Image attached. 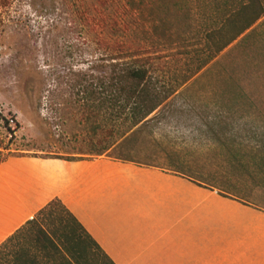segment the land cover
Returning a JSON list of instances; mask_svg holds the SVG:
<instances>
[{
    "label": "rangeland",
    "instance_id": "1",
    "mask_svg": "<svg viewBox=\"0 0 264 264\" xmlns=\"http://www.w3.org/2000/svg\"><path fill=\"white\" fill-rule=\"evenodd\" d=\"M119 5L24 0L9 7L0 32V137L20 150L5 161L98 158L93 154L106 127L95 128L103 121L94 113L97 100L89 91L96 90L112 63L129 59L113 45L117 38L110 29ZM181 30L177 25L159 33L167 47L152 60L153 74L172 84L191 74L190 58L198 47L179 42ZM241 118L254 128L242 125ZM2 119L8 120L9 132ZM263 144L264 22H256L181 86L154 122L101 156H122L176 177L180 192L194 189L196 220L206 213L214 241L234 234L240 209L264 213ZM163 188L162 197H148L144 188L135 197L128 193L124 204L140 211L150 204L170 205L174 198ZM185 200L179 197V204Z\"/></svg>",
    "mask_w": 264,
    "mask_h": 264
},
{
    "label": "trees",
    "instance_id": "2",
    "mask_svg": "<svg viewBox=\"0 0 264 264\" xmlns=\"http://www.w3.org/2000/svg\"><path fill=\"white\" fill-rule=\"evenodd\" d=\"M21 1L24 0H0V32L4 28L1 27L3 20L11 15L9 7ZM27 1L34 5L38 0ZM113 2L120 4L111 19L110 29L117 38L113 45L129 59L112 63L109 74L98 78L96 90L89 91L97 100L94 113L103 121L95 128L106 127L104 139H98L101 148L93 154L95 156L116 148L135 129L141 130L154 122L181 86L264 16V0ZM177 25L182 29L181 33L177 31L179 42H195L198 47L190 58L194 64L191 74L180 83L172 84L153 74L152 60L158 56L160 48L167 47L159 41V33L172 31ZM2 120L9 132L8 120ZM240 120L242 125L254 128L251 121ZM16 128L15 122L11 138ZM109 137L114 140L109 141ZM11 144L10 140L4 142L0 137V162L20 150H12ZM261 151L264 152V144ZM110 157L133 162L122 156ZM244 164L249 165V161ZM0 264L115 263L62 201L53 198L0 243Z\"/></svg>",
    "mask_w": 264,
    "mask_h": 264
},
{
    "label": "crops",
    "instance_id": "3",
    "mask_svg": "<svg viewBox=\"0 0 264 264\" xmlns=\"http://www.w3.org/2000/svg\"><path fill=\"white\" fill-rule=\"evenodd\" d=\"M95 157L0 163V243L59 198L115 264H264L263 212L240 209L234 234L212 241L206 213L196 220L194 189L180 192L178 178L157 169ZM164 184L166 197L174 198L170 205L140 211L124 204L141 188L162 197Z\"/></svg>",
    "mask_w": 264,
    "mask_h": 264
}]
</instances>
